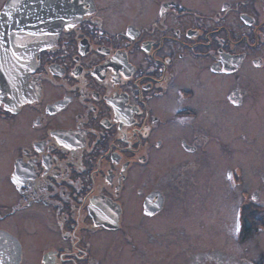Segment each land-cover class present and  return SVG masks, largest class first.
Wrapping results in <instances>:
<instances>
[{
	"label": "flooded vegetation",
	"instance_id": "1",
	"mask_svg": "<svg viewBox=\"0 0 264 264\" xmlns=\"http://www.w3.org/2000/svg\"><path fill=\"white\" fill-rule=\"evenodd\" d=\"M81 5L47 47L43 6L21 42L41 48L0 49V264H166L215 227L225 186L239 240L264 233L263 190L222 167L243 141L264 155V0ZM205 247L187 264L219 262Z\"/></svg>",
	"mask_w": 264,
	"mask_h": 264
},
{
	"label": "rangeland",
	"instance_id": "2",
	"mask_svg": "<svg viewBox=\"0 0 264 264\" xmlns=\"http://www.w3.org/2000/svg\"><path fill=\"white\" fill-rule=\"evenodd\" d=\"M113 0H100L104 5L111 4ZM127 5V4H126ZM125 5V6H126ZM259 77V75H257ZM264 78V76H263ZM264 127H262L261 130L259 128L253 130V134H258L260 131H262ZM25 143H28V139H30V136L27 134H24ZM258 147L260 149H264V130L262 136H260L258 143ZM255 144H248V142H240V151L241 154L239 158H228L224 157L222 167H224L225 173H227L229 170L235 169L236 167L240 166L242 171V178L244 179V182L242 181L240 187L238 188V192H243L244 190L253 191L255 189L261 188L263 191L264 198V155L260 153L259 155L255 154V156L251 155L248 156L244 152L248 150L249 147H253ZM246 155V156H245ZM255 157V158H254ZM229 183V182H228ZM225 184H227V181L225 180ZM221 192V190H220ZM222 194L225 195V199H223V205L219 206L221 210H224L222 212L223 216L219 215L218 223L215 222V227L212 226V223H208L204 225V233L206 234V237H204L201 240H194L192 239L191 242L186 241L179 244H176L177 246V257L173 258V256L167 257L168 260L165 261L166 264H172L175 260V264H187L191 261L189 259V256L187 255V250L190 252H200V251H206L207 246L209 248V252L214 251L216 254L214 257L218 258L220 255L222 256L220 259H218L219 262L215 264H247L245 260L251 259V261H256L259 258V254L264 251V233L254 235L251 240H248L247 243H242L239 240V237L237 236L236 232L234 231L235 227V216H236V204L232 203L231 198H235V194L225 186L224 191L221 192L220 197H223ZM239 194V193H237ZM238 197V196H237ZM240 198L238 197V200ZM237 200V198H236ZM241 202V201H240ZM210 204V203H209ZM238 204V202H237ZM235 209V212L232 211V209ZM184 210L182 208H177L176 214L177 218L180 216L184 217ZM169 214V213H168ZM189 218V216H187ZM171 217L168 215H165L164 218H162L159 224L160 232L168 234L172 227ZM174 220V219H173ZM199 221L194 219V222L192 224L190 222H186L187 224V233L189 235L194 236L196 233L200 232L197 228L194 230V227L197 226ZM189 223V224H188ZM176 229L179 228L183 230L181 227V224L175 223ZM191 226L193 227L192 229ZM216 228V230H214ZM167 236V235H166ZM168 241L171 240V238L167 239ZM191 243L193 246H191ZM186 247V248H185ZM193 248V249H192ZM185 249V250H184ZM219 252L221 254H219ZM223 259V260H222ZM222 260V261H221Z\"/></svg>",
	"mask_w": 264,
	"mask_h": 264
},
{
	"label": "water",
	"instance_id": "3",
	"mask_svg": "<svg viewBox=\"0 0 264 264\" xmlns=\"http://www.w3.org/2000/svg\"><path fill=\"white\" fill-rule=\"evenodd\" d=\"M72 2V3H71ZM80 2V4H79ZM81 0H11L7 3L0 14V34L2 39L14 38L11 51L8 47H0L1 50L20 56V49H25L27 54L35 52L41 48V41L28 45L22 43L26 39L34 38V34L40 33V28L32 24L31 20L41 14L44 6V47L48 46L55 35L65 26L77 23L84 15ZM16 7V11L13 9ZM38 14V15H39ZM42 30V29H41Z\"/></svg>",
	"mask_w": 264,
	"mask_h": 264
},
{
	"label": "snow or ice",
	"instance_id": "4",
	"mask_svg": "<svg viewBox=\"0 0 264 264\" xmlns=\"http://www.w3.org/2000/svg\"><path fill=\"white\" fill-rule=\"evenodd\" d=\"M231 177H229V179H230Z\"/></svg>",
	"mask_w": 264,
	"mask_h": 264
}]
</instances>
